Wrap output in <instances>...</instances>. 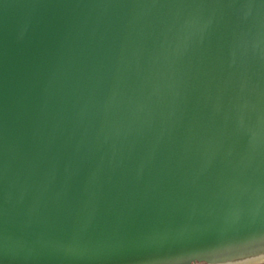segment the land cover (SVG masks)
<instances>
[{
    "label": "water",
    "instance_id": "1",
    "mask_svg": "<svg viewBox=\"0 0 264 264\" xmlns=\"http://www.w3.org/2000/svg\"><path fill=\"white\" fill-rule=\"evenodd\" d=\"M262 238L264 0H0V264H258Z\"/></svg>",
    "mask_w": 264,
    "mask_h": 264
},
{
    "label": "snow or ice",
    "instance_id": "2",
    "mask_svg": "<svg viewBox=\"0 0 264 264\" xmlns=\"http://www.w3.org/2000/svg\"><path fill=\"white\" fill-rule=\"evenodd\" d=\"M252 239H254V238H252ZM262 240H264V238H262ZM241 241H239L238 243H240ZM235 246H233V247H231L230 249H229V252H231L232 250H233V248H234Z\"/></svg>",
    "mask_w": 264,
    "mask_h": 264
},
{
    "label": "flooded vegetation",
    "instance_id": "3",
    "mask_svg": "<svg viewBox=\"0 0 264 264\" xmlns=\"http://www.w3.org/2000/svg\"><path fill=\"white\" fill-rule=\"evenodd\" d=\"M195 264H202L201 262H197V263H195Z\"/></svg>",
    "mask_w": 264,
    "mask_h": 264
},
{
    "label": "rangeland",
    "instance_id": "4",
    "mask_svg": "<svg viewBox=\"0 0 264 264\" xmlns=\"http://www.w3.org/2000/svg\"><path fill=\"white\" fill-rule=\"evenodd\" d=\"M202 263V262H201ZM202 264H205V263H202ZM258 264H264V262L263 263H258Z\"/></svg>",
    "mask_w": 264,
    "mask_h": 264
}]
</instances>
